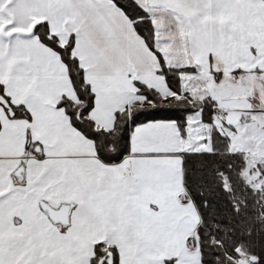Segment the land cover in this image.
Returning <instances> with one entry per match:
<instances>
[{
  "label": "snow or ice",
  "instance_id": "snow-or-ice-1",
  "mask_svg": "<svg viewBox=\"0 0 264 264\" xmlns=\"http://www.w3.org/2000/svg\"><path fill=\"white\" fill-rule=\"evenodd\" d=\"M0 264H264V0H0Z\"/></svg>",
  "mask_w": 264,
  "mask_h": 264
}]
</instances>
